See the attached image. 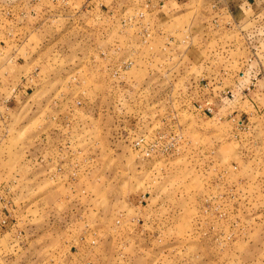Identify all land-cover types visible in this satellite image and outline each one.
<instances>
[{"label": "rangeland", "instance_id": "rangeland-1", "mask_svg": "<svg viewBox=\"0 0 264 264\" xmlns=\"http://www.w3.org/2000/svg\"><path fill=\"white\" fill-rule=\"evenodd\" d=\"M164 2L0 0V264H264V109Z\"/></svg>", "mask_w": 264, "mask_h": 264}, {"label": "crops", "instance_id": "crops-1", "mask_svg": "<svg viewBox=\"0 0 264 264\" xmlns=\"http://www.w3.org/2000/svg\"><path fill=\"white\" fill-rule=\"evenodd\" d=\"M193 1L165 0L164 3H170V8L174 9V6L183 7ZM200 1L202 19L186 27L188 35L183 40L186 45L183 59L197 67L195 77L199 82L203 78L210 84H199V91L202 95H210L212 102L217 103L224 89L220 84L228 79V88L236 95L248 97L255 109H264V43L261 48L252 51L245 35L238 30L239 26L250 29L256 14L264 8V0ZM164 13L169 16L167 11ZM194 38L199 39L198 45L193 43ZM247 65L252 68L248 69ZM253 67L256 72H260L259 83L255 88L244 92V83L251 81L253 77Z\"/></svg>", "mask_w": 264, "mask_h": 264}, {"label": "built area", "instance_id": "built-area-1", "mask_svg": "<svg viewBox=\"0 0 264 264\" xmlns=\"http://www.w3.org/2000/svg\"><path fill=\"white\" fill-rule=\"evenodd\" d=\"M239 31H241L245 35V40L248 42V46H250L252 51L258 50V48H261V44L264 43V8L261 9L255 16V19L250 27V29H243L239 26ZM243 40V39H242ZM244 41V40H243ZM248 69H251L249 65L246 66ZM253 77L251 81L247 82V86H245V91L248 92L252 88H255L260 80V72H256L255 68L253 67ZM244 72V71H243ZM243 74V73H242ZM200 82H203L200 85L208 86L210 84L206 83L204 79L202 78ZM222 94L227 97H235V92L231 88L223 89ZM206 110L214 111L212 108H208Z\"/></svg>", "mask_w": 264, "mask_h": 264}]
</instances>
